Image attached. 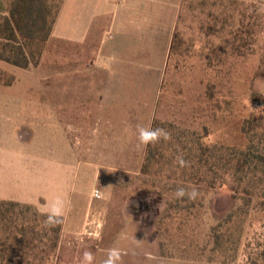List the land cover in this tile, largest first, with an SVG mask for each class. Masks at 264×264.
I'll return each instance as SVG.
<instances>
[{"label": "rangeland", "instance_id": "1", "mask_svg": "<svg viewBox=\"0 0 264 264\" xmlns=\"http://www.w3.org/2000/svg\"><path fill=\"white\" fill-rule=\"evenodd\" d=\"M254 5L264 8V0H182L173 10L172 39L163 41L162 69L158 65L155 76L145 75L141 84L148 83L146 87L119 89L125 101L119 105L101 102L115 90L103 86L117 75L118 55L110 59L105 52L108 66L100 70L94 64L97 41L76 48L49 40L37 67L6 74L0 67V86L15 85L13 94L38 97L20 105L18 142L23 151L11 153L7 164L10 178L20 180L12 189L24 200L20 203L48 214L54 203L62 204L63 227L50 264H105L110 252L118 253L113 264H136L129 262L130 255L128 260L119 256L123 228L132 223L126 201L142 191L170 201L177 189H189L142 173L147 146L139 143L138 126L152 128L159 119L200 134L207 127L213 143L245 145L241 126L255 108L252 94H264V17L255 28L254 44L238 48L234 43L239 21L247 25ZM246 31L243 26L239 38L249 42ZM176 34L182 43L171 56ZM210 58L217 68L208 66ZM121 65L127 84L136 75L128 64ZM210 83L217 87L213 97ZM85 98L93 103L80 102ZM194 190L190 187L189 193ZM97 191L99 199L94 197ZM200 199L198 195L192 209L163 214L156 252L167 263L245 264L247 252L264 247V210L257 202L246 208L226 190L205 193L203 204ZM236 208L245 211H237L229 226L224 224L221 245L214 247L212 230ZM86 253L91 254L90 262ZM41 257L33 256L37 262Z\"/></svg>", "mask_w": 264, "mask_h": 264}, {"label": "trees", "instance_id": "2", "mask_svg": "<svg viewBox=\"0 0 264 264\" xmlns=\"http://www.w3.org/2000/svg\"><path fill=\"white\" fill-rule=\"evenodd\" d=\"M3 1L7 5V11L0 13V61L20 69L37 67L65 0ZM263 17L264 8L254 5L247 25L242 20L239 21L234 43L238 48L243 44H254L255 28L260 26L259 22ZM243 26L247 28L250 44L239 38L244 34L241 33ZM181 43L176 34L171 56ZM208 66L218 67L211 58ZM260 73L264 75V58ZM208 88L213 97L216 94V84L210 83ZM251 102L255 104V108L242 122L241 133L246 141L242 147L213 143L207 127L200 134L172 122L159 119L154 121L152 128L166 129L171 134V139H161L156 144L147 145L142 173L165 178L189 188L185 190L183 197L173 196L169 209H192L198 195H201L200 203L203 204L202 197L204 198L205 193L226 190L234 200L243 202L244 207L257 202L264 210V94L253 93ZM181 159L185 163L182 164ZM190 187L196 188L194 197L189 193ZM233 211L223 224L212 230L214 247L221 245L224 224L229 226L236 218L237 211L240 213L245 210L236 208ZM48 215L39 212L33 205L0 200V264H50L59 244L64 218L60 216L59 223L48 226L45 223ZM260 247L247 252L245 264H264V247L262 244ZM40 251L43 257L37 262V258L33 256L40 255Z\"/></svg>", "mask_w": 264, "mask_h": 264}, {"label": "crops", "instance_id": "3", "mask_svg": "<svg viewBox=\"0 0 264 264\" xmlns=\"http://www.w3.org/2000/svg\"><path fill=\"white\" fill-rule=\"evenodd\" d=\"M181 3L182 0H65L50 41L66 42L76 48L87 45L90 41H97L94 64L100 70L107 69V58L118 55L115 65L117 75L112 76L114 81L102 85L115 90L102 96L101 102L123 104V93L119 89L146 87L148 83L141 84L146 81L145 75L152 73L155 76L158 65L162 69L165 56L163 41L172 39L173 10L180 8ZM6 9L7 5L0 0V13H6ZM105 52L109 55L107 58ZM137 55L139 56L135 57ZM121 64H128L130 72L136 75L127 84L120 75L123 70ZM0 67L8 73L21 70L1 61ZM15 87L0 86V200L20 202L24 200L15 197L12 191L13 183H19L20 180L10 178V165L7 163L11 153L23 151L18 142L21 138L18 128L23 116V107L20 105L36 101L38 97L13 94ZM79 100L82 103H93L92 99ZM112 110L114 115V107ZM116 110L118 117V107ZM14 141L17 143L13 144ZM139 259L135 261L136 264H170L166 258L158 256L149 262Z\"/></svg>", "mask_w": 264, "mask_h": 264}, {"label": "flooded vegetation", "instance_id": "4", "mask_svg": "<svg viewBox=\"0 0 264 264\" xmlns=\"http://www.w3.org/2000/svg\"><path fill=\"white\" fill-rule=\"evenodd\" d=\"M142 192L139 193V197L133 196L126 201V211H133L132 216L130 215L132 223L131 226L123 228L126 234L123 235V239L121 238L122 251H120L119 256L127 259L130 255L133 258H129V262H135L140 257L142 261H146L150 257L155 258L156 255L165 258L162 253L156 252V247L160 243L157 241L156 235L159 234L158 225L163 214L173 211L169 209L170 201L151 191ZM146 193L148 194L145 195ZM157 204H164V206L160 209ZM154 218H156L155 221Z\"/></svg>", "mask_w": 264, "mask_h": 264}, {"label": "clouds", "instance_id": "5", "mask_svg": "<svg viewBox=\"0 0 264 264\" xmlns=\"http://www.w3.org/2000/svg\"><path fill=\"white\" fill-rule=\"evenodd\" d=\"M138 140L139 143L147 146L149 144H156L158 143L161 139L167 141L171 139V134L164 128H144L138 126ZM181 163H185L181 159ZM176 197H183L185 195V190L183 188L177 189L175 193ZM192 196H195V192L192 193ZM62 204L61 202L57 201L54 203L50 209V213L48 215L47 220L45 221L46 225L48 226H54L55 224L59 223V217L62 215ZM85 258L90 262L92 257L91 254L86 253ZM114 258H118V253L116 252H110L109 254V259L105 262V264H113Z\"/></svg>", "mask_w": 264, "mask_h": 264}, {"label": "built area", "instance_id": "6", "mask_svg": "<svg viewBox=\"0 0 264 264\" xmlns=\"http://www.w3.org/2000/svg\"><path fill=\"white\" fill-rule=\"evenodd\" d=\"M94 197L97 198V199L101 198V195H100L99 191L94 193Z\"/></svg>", "mask_w": 264, "mask_h": 264}]
</instances>
